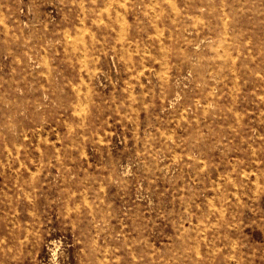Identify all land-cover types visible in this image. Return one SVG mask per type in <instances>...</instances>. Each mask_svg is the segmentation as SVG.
Returning a JSON list of instances; mask_svg holds the SVG:
<instances>
[{
  "label": "rangeland",
  "instance_id": "374dc122",
  "mask_svg": "<svg viewBox=\"0 0 264 264\" xmlns=\"http://www.w3.org/2000/svg\"><path fill=\"white\" fill-rule=\"evenodd\" d=\"M0 264H264V0H0Z\"/></svg>",
  "mask_w": 264,
  "mask_h": 264
},
{
  "label": "bare ground",
  "instance_id": "6f19581e",
  "mask_svg": "<svg viewBox=\"0 0 264 264\" xmlns=\"http://www.w3.org/2000/svg\"><path fill=\"white\" fill-rule=\"evenodd\" d=\"M172 10V9H171ZM210 208V207H209Z\"/></svg>",
  "mask_w": 264,
  "mask_h": 264
}]
</instances>
